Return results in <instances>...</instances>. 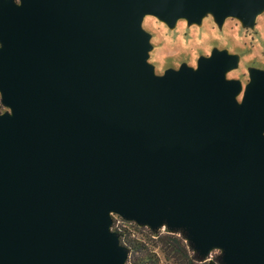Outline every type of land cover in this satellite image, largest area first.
I'll use <instances>...</instances> for the list:
<instances>
[{"label": "water", "instance_id": "water-1", "mask_svg": "<svg viewBox=\"0 0 264 264\" xmlns=\"http://www.w3.org/2000/svg\"><path fill=\"white\" fill-rule=\"evenodd\" d=\"M264 0H0V264H125L111 216L264 264V69L155 73L151 16L252 28Z\"/></svg>", "mask_w": 264, "mask_h": 264}, {"label": "rangeland", "instance_id": "rangeland-1", "mask_svg": "<svg viewBox=\"0 0 264 264\" xmlns=\"http://www.w3.org/2000/svg\"><path fill=\"white\" fill-rule=\"evenodd\" d=\"M141 27L150 34L147 61L153 65L155 73H161L166 67L175 68L179 62L193 65L199 54H207L211 47L225 48L238 55L237 66L226 73L227 78H237L240 83L246 81V68L254 66L264 69V11L256 15L252 28L241 27L233 18H225L217 28L209 16L201 19L199 25H185L177 20L170 29L151 16H144ZM1 110V107H0ZM117 223L121 222L117 217ZM128 238L146 249V256L155 264H179L169 259L161 251L162 247L147 229L123 225ZM164 233V228L157 230ZM212 251L209 256L215 255Z\"/></svg>", "mask_w": 264, "mask_h": 264}, {"label": "trees", "instance_id": "trees-1", "mask_svg": "<svg viewBox=\"0 0 264 264\" xmlns=\"http://www.w3.org/2000/svg\"><path fill=\"white\" fill-rule=\"evenodd\" d=\"M119 221L123 225H132L136 228V226L130 222ZM121 224L116 223L115 219L111 217L110 230L116 234L119 243L126 249L125 264H155L146 256V249L144 246L128 238L125 229L123 226H120ZM147 232L149 236L154 237V240L158 241L164 255L171 260L175 259L179 264H220L218 251H216L215 255H208L205 258L199 257L191 250L180 231H168L164 228L163 234H158L157 230H147Z\"/></svg>", "mask_w": 264, "mask_h": 264}, {"label": "built area", "instance_id": "built-area-1", "mask_svg": "<svg viewBox=\"0 0 264 264\" xmlns=\"http://www.w3.org/2000/svg\"><path fill=\"white\" fill-rule=\"evenodd\" d=\"M111 217H113V219H115L116 218V216H111ZM117 219H119V218H117ZM120 220V219H119ZM116 222V221H115ZM117 223V222H116Z\"/></svg>", "mask_w": 264, "mask_h": 264}]
</instances>
